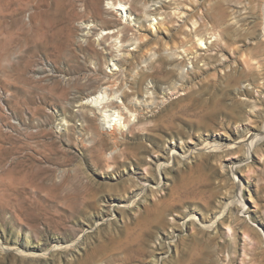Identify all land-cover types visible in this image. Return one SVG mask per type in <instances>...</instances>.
Here are the masks:
<instances>
[{
  "label": "rangeland",
  "instance_id": "obj_1",
  "mask_svg": "<svg viewBox=\"0 0 264 264\" xmlns=\"http://www.w3.org/2000/svg\"><path fill=\"white\" fill-rule=\"evenodd\" d=\"M176 1L151 23L120 0H0V264H264V140L248 161L238 144L264 126L261 0ZM155 51L184 66L180 83L170 76L178 87L131 84L161 75ZM234 73L259 86L240 91ZM114 138L128 151L116 162ZM216 138L236 144L199 150ZM157 156L172 159L161 174Z\"/></svg>",
  "mask_w": 264,
  "mask_h": 264
},
{
  "label": "bare ground",
  "instance_id": "obj_2",
  "mask_svg": "<svg viewBox=\"0 0 264 264\" xmlns=\"http://www.w3.org/2000/svg\"><path fill=\"white\" fill-rule=\"evenodd\" d=\"M179 1V0H178ZM178 1H176L174 4H180V2H178ZM181 1V0H180ZM247 2H248V0H246ZM249 1H251V3H253V1L255 2H257L258 0H249ZM246 2V3H247ZM260 2V1H259ZM127 3H131V6H130V9L129 10H131V12L132 11H141V12H143V15L144 16H146V17H148V20L152 23V20H153V18H151V14H156V13H160V11H162V10H164L165 8H167V7H169V6H171V3H167V0H120V2H119V5H118V9L119 10H124V9H126V4ZM250 2H249V4H251ZM87 4H88V2H87ZM253 4H255V3H253ZM154 5V8H152V6ZM183 5V4H182ZM244 6H246V5H244ZM260 6H261V11H262V18H261V20H260V22L258 23V25H259V27H260V32H259V34H260V41H258L259 42V46H260V49H259V51H260V53H259V55H260V57L262 56V58L264 59V0H261V2H260ZM254 8H255V6H253ZM256 7H257V4H256ZM259 7V6H258ZM247 9V8H246ZM123 12V11H122ZM134 13V12H133ZM137 13V12H136ZM122 14V13H121ZM142 14V13H141ZM162 14V13H161ZM130 16H131V14H130ZM132 19V18H131ZM260 19V18H259ZM256 20V19H255ZM254 21V20H253ZM81 25V24H80ZM126 28H127V26L126 25H121L120 26V28H119V32L121 31V32H125V30H126ZM226 32V31H225ZM225 32H224V34H225ZM228 32V31H227ZM226 32V33H227ZM114 33V32H113ZM228 34V33H227ZM222 36H226V35H223V33H222ZM126 37V36H125ZM223 38V37H222ZM134 40H136V39H133V38H125V42H128L129 43V45L130 44H133L134 45V43H136V41H134ZM200 40H201V38H200ZM203 41L201 40V43H202ZM223 42V41H222ZM103 43H105V42H103ZM107 47V46H106ZM111 47V46H110ZM257 47H258V45H257ZM111 49V48H110ZM165 50V49H164ZM110 51V50H109ZM147 52V51H146ZM160 52V51H159ZM161 53V52H160ZM95 54V53H94ZM145 54V53H144ZM147 54V53H146ZM155 54H158V58H157V60H156V62L154 63L156 66H153L152 64H150V65H152L151 67H152V69L154 68L155 69V67H157V69L158 70H160V72H161V75H158V73H157V75H156V73H154V72H148V70L147 71H142L140 74V78L138 77V78H136L135 79V81H133V82H131V84L133 83L134 85H136V87L137 88H142V86L144 85V82H145V80L148 78V77H151L153 80H154V82H155V86H156V88H155V93H159V91H158V83H168V82H171V85H172V83L173 84H175V85H177L176 84V82L174 81V79L173 80H171V77L170 76H173V78H175L174 76H176V78L177 79H179V81H178V83H180V81L183 79V77L185 76V73H184V70L183 69H185L184 68V66L183 65H181L180 64V61H178V64H177V62L175 63L176 65H174V67H171L170 65L172 64V62H173V56L172 55H165V54H163V51H162V54H159L158 52H154L152 55H154V56H156ZM261 58V61L263 60ZM148 59V58H147ZM118 61H119V63L121 64V65H124L125 63H126V59L125 58H123V57H121V58H119L118 59ZM172 61V62H171ZM142 62V61H141ZM168 63V65H169V67H168V65H167V68H163V66L165 65L164 63ZM175 62V61H174ZM174 62H173V64H174ZM260 62V61H259ZM262 64H261V66L263 67V70H264V60H263V62H261ZM149 65V66H150ZM173 66V65H172ZM151 67H150V69H151ZM164 67H166V66H164ZM153 71V70H152ZM162 72H164L165 73V75L163 74L162 75ZM241 73V72H240ZM243 73V72H242ZM129 74V73H128ZM244 74H245V72H244ZM243 75V74H242ZM250 75V74H249ZM228 76V75H227ZM244 76V75H243ZM231 78V77H230ZM229 78V79H230ZM185 79V78H184ZM232 81L234 82V83H240L241 82V84H242V82H243V84H242V87L239 89L240 91L241 90H244L243 88H247V90H248V85H245L244 83L245 82H248L249 83V85L250 84H255L256 85V87H257V85L260 83L258 80H260V79H264V72L262 73V74H259L258 75V80L256 81V80H251V79H249V78H247V79H242V76L240 75V74H233V76H232ZM258 82V83H257ZM184 83V82H183ZM183 83H182V85H183ZM247 83V84H248ZM132 84V85H133ZM169 84V83H168ZM103 85L105 86L104 88L105 89H109L110 87H112V83L109 81V82H105V83H103ZM170 85V84H169ZM169 86V87H172V86ZM236 86H238V85H236ZM259 86V85H258ZM135 86H134V88H136ZM173 87H174V85H173ZM176 87V86H175ZM177 87H178V85H177ZM255 87V86H254ZM144 88V87H143ZM160 88V87H159ZM176 89V88H175ZM238 89V88H237ZM239 91V92H240ZM146 93H148V92H150L149 90H146L145 91ZM264 92V91H263ZM105 94L104 93H102V92H100V93H98V94H95V95H93V96H91L90 98H88L87 99V101L88 102H95V103H99V102H102V100H104L105 99ZM129 97V96H128ZM86 101V100H85ZM83 103V102H82ZM94 103V104H95ZM125 103V102H124ZM131 103V102H130ZM124 105H126V108H127V106H129L128 104H127V102L124 104ZM109 107H112L110 110L112 111L113 110V113H108V114H106V116L107 117H111L110 118V121L111 122H113V124L112 125H116V123L117 122H121L120 121V119L122 118L121 117V114H120V110H116V108L117 107H120L121 108V105H119L118 104V102L116 101V100H114V98H112V100L111 101H109V105H108ZM131 106V105H130ZM134 107V106H133ZM129 108V107H128ZM127 108V109H128ZM115 109V110H114ZM110 112V111H109ZM109 121V122H110ZM141 121V120H140ZM144 121H145V119H144ZM110 122V123H111ZM149 122V121H148ZM129 123V122H128ZM139 123V122H138ZM145 123V124H144ZM143 123V121L142 122H140L139 124L140 125H142V124H144V126L145 127H147V126H149V123L148 124H146V122H144ZM135 124V123H134ZM136 125H137V123H136ZM135 125V126H136ZM143 127V126H142ZM142 127H140V128H142ZM144 127V128H145ZM133 128H134V125H133ZM143 131H144V129H142ZM113 135V134H112ZM116 136V135H115ZM114 136V137H115ZM149 136V135H148ZM117 138V137H116ZM114 140H115V138H114ZM117 140V139H116ZM114 141V143H115V146H114V154H113V156L111 157L113 160H114V162H116L117 161V159L118 158H120L122 155H124L125 153H126V151H127V149L126 148H122V147H120L119 146V142L121 141V140H119V142L118 141ZM225 140H227V138L226 139H214L213 141H206L204 144H202V146H201V148H200V145H199V150H202V151H219V150H223L225 147H229V146H233V144H236L235 142H233V143H228L227 141H225ZM264 140V126H263V129H261V130H259V128L257 129V127H248L247 128V131H246V133H245V135L243 136V138H241V140L238 142V144L239 145H241V148L243 147L244 149H245V151L247 152V154H245V155H247L246 156V161H248L250 158H252V153L255 151V149L257 148V146H259V144L261 143V141H263ZM109 143V142H108ZM102 146V145H101ZM1 147H2V145H0V149H1ZM164 147H166V146H164ZM236 147V146H235ZM232 148V147H231ZM237 148H239V147H237ZM237 148H235V149H237ZM242 148V149H243ZM243 149V150H244ZM170 150H173V152H177L178 150H177V148H175V146H172L171 147V149ZM198 150V151H199ZM241 150V149H240ZM191 151H192V149H191ZM244 151V152H245ZM128 152V151H127ZM201 152V151H200ZM210 154V153H209ZM121 155V156H120ZM126 155V154H125ZM192 155H194V153L193 152H187V153H183V157L186 159V160H190L191 158H192ZM135 156V155H134ZM174 158L173 159H176V156H173ZM105 158V157H104ZM110 158V159H111ZM122 158H120V160H121ZM2 160V159H1ZM104 160V159H103ZM103 160H101V161H103ZM108 160V159H107ZM110 161V160H109ZM148 162V161H147ZM153 162L156 164V166H157V168H158V171H159V173L161 174V171L163 170V169H166L167 167H169L171 164H172V159L171 158H163L162 156H157L156 158H153ZM135 163V162H134ZM138 163V162H137ZM2 164V163H1ZM123 166V165H122ZM120 167V166H119ZM234 168V167H233ZM108 169L109 170H114L113 169V167L111 166V164H110V166H108ZM235 177V176H234ZM76 178H78V177H76ZM71 180V179H70ZM150 184H151V179L150 178H148L146 175L144 176V178L140 181V183H139V185H140V191H139V193H138V195H143L144 193H146V191L148 190V188L150 187ZM162 184V179H160L159 180V182H158V185H161ZM152 185V184H151ZM87 186L89 187V185L87 184ZM57 189V188H56ZM84 189H85V187H84ZM83 189V190H84ZM156 189V188H155ZM242 189L243 188H239V191H238V201H240V203H241V205H240V208H244V206H242V204H244V201H243V195H242ZM16 192V191H15ZM12 193V192H11ZM55 193V192H54ZM17 194V193H16ZM79 194H80V192H79ZM15 197V196H14ZM53 197H55V198H59V197H57V195L56 194H54V196ZM62 197V196H61ZM70 197V196H69ZM9 198H11V197H9ZM18 198V197H17ZM74 198V197H73ZM18 199H20V197L18 198ZM79 199H80V197H79ZM11 200V199H10ZM14 200H16V199H14ZM59 200H62L63 202L65 201V200H67V197H63V199L62 198H60ZM74 200H75V198H74ZM2 202H4V201H2ZM11 202V201H10ZM16 202V201H15ZM59 202H61V201H59ZM110 202V201H109ZM234 202V201H233ZM17 203V202H16ZM69 203V202H68ZM237 203H239V202H237ZM1 204V203H0ZM64 204V203H63ZM228 204V203H227ZM233 204V203H232ZM231 203H229L225 208H224V210L220 213V215H216V218L214 219V220H212V222L209 224V225H207V228H212V229H214L215 227H216V225H217V221H218V219H219V217H221V216H224L228 211H229V209H230V206L232 205ZM4 205V204H3ZM14 205H16L15 203H14ZM65 205V204H64ZM12 207H14V206H12ZM57 207V206H56ZM70 207V206H69ZM18 208V207H17ZM70 208H72V207H70ZM57 209V208H56ZM58 210H59V208H58ZM244 211V210H243ZM20 212V211H19ZM9 213V212H8ZM23 213V212H22ZM58 215V214H57ZM26 216V215H25ZM192 216V215H191ZM13 218V217H12ZM15 218V217H14ZM19 219V218H18ZM20 220V219H19ZM30 220V219H29ZM21 221V220H20ZM22 221H23V223H25L24 221L25 220H23V218H22ZM22 221H21V223H22ZM31 221V220H30ZM12 222V221H11ZM20 224V223H19ZM26 224H27V222H26ZM35 225V224H34ZM34 225H31L30 224V226H31V228H30V230H34ZM27 226H28V224H27ZM30 226H28V227H30ZM23 227H24V225H23ZM22 227V228H23ZM233 227V226H232ZM231 227V225H229V228H232ZM234 228V227H233ZM35 229H36V227H35ZM38 229V228H37ZM28 230V229H27ZM29 230V231H30ZM32 232V231H31ZM36 234V233H35ZM246 236V235H245ZM74 244V243H73ZM71 246V245H70ZM10 248H15L16 249V251H19L20 252V254H21V256H29V257H32L33 259H35V258H37V257H39V256H46L47 254H48V252L49 251H45L44 253H38L36 250H31L30 248H26V246L25 245H23V246H18V245H15L14 247H10ZM62 248V250L63 249H65V248H69V246L68 245H63V243H60L59 245H57V246H55V248L54 249H61ZM0 249L1 250H3V251H6V250H8V247H7V245L4 243V241L0 238ZM44 251V250H43ZM90 259H91V257H90ZM88 263L89 264H93L94 263V261L93 260H89L88 261Z\"/></svg>",
  "mask_w": 264,
  "mask_h": 264
}]
</instances>
